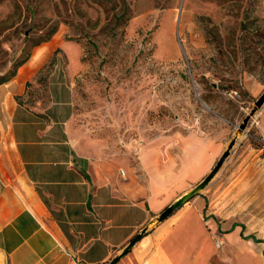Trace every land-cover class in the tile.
Wrapping results in <instances>:
<instances>
[{"label":"crops","instance_id":"obj_1","mask_svg":"<svg viewBox=\"0 0 264 264\" xmlns=\"http://www.w3.org/2000/svg\"><path fill=\"white\" fill-rule=\"evenodd\" d=\"M69 42L36 45L0 83V264H107L226 146L215 135H170L134 173L79 121L68 79L78 48ZM67 45L68 68L41 78L51 52ZM258 120L261 145L248 131L206 190L116 264H264V107Z\"/></svg>","mask_w":264,"mask_h":264},{"label":"rangeland","instance_id":"obj_2","mask_svg":"<svg viewBox=\"0 0 264 264\" xmlns=\"http://www.w3.org/2000/svg\"><path fill=\"white\" fill-rule=\"evenodd\" d=\"M59 37L78 48L68 79L79 121L139 175L140 155L170 135L227 144L264 90V0H0V77ZM66 51L41 78L68 68ZM258 118L248 131L260 146Z\"/></svg>","mask_w":264,"mask_h":264},{"label":"water","instance_id":"obj_3","mask_svg":"<svg viewBox=\"0 0 264 264\" xmlns=\"http://www.w3.org/2000/svg\"><path fill=\"white\" fill-rule=\"evenodd\" d=\"M264 107V90L254 101V105L251 110L243 117L242 121L237 125L236 130L232 134L218 160L215 162L211 170L193 187L189 188L178 197H176L170 204H168L163 210H161L151 221L152 223H159L169 217L175 210L181 207L192 197L198 195L203 191L212 179L218 174V172L224 166L226 160L230 156L233 148L238 144L241 138L247 133L252 118ZM149 230V226L143 227L121 250L120 252L110 260L108 264H116V262L125 255L133 245L140 240Z\"/></svg>","mask_w":264,"mask_h":264},{"label":"trees","instance_id":"obj_4","mask_svg":"<svg viewBox=\"0 0 264 264\" xmlns=\"http://www.w3.org/2000/svg\"><path fill=\"white\" fill-rule=\"evenodd\" d=\"M56 32V28H53L50 32H49V34L46 36V38H44V39H42V41H46V40H48L49 38H50V36H52L54 33ZM38 43H36L35 45H37ZM30 57V56H29ZM28 57V58H29ZM27 58V59H28ZM26 59V60H27ZM26 60H23L22 62H20L19 64H18V67L21 65V64H23ZM17 67V68H18ZM17 70V69H16ZM16 73V71L15 72H13V74L11 75V76H8V77H6V76H1L0 77V83H3V82H6V81H8L14 74Z\"/></svg>","mask_w":264,"mask_h":264},{"label":"built area","instance_id":"obj_5","mask_svg":"<svg viewBox=\"0 0 264 264\" xmlns=\"http://www.w3.org/2000/svg\"><path fill=\"white\" fill-rule=\"evenodd\" d=\"M120 173H121V174H123V173H124V170H123V169H121V170H120Z\"/></svg>","mask_w":264,"mask_h":264}]
</instances>
